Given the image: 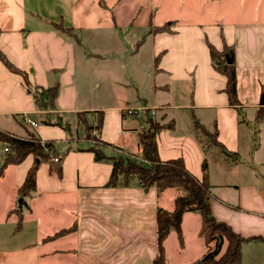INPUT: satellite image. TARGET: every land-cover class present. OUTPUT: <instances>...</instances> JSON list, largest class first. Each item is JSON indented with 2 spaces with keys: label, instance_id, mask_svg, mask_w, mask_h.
<instances>
[{
  "label": "crops",
  "instance_id": "0c3cea01",
  "mask_svg": "<svg viewBox=\"0 0 264 264\" xmlns=\"http://www.w3.org/2000/svg\"><path fill=\"white\" fill-rule=\"evenodd\" d=\"M209 1L215 11L193 19L160 12L158 0H0V52L27 72L32 86L58 87L49 112L70 124L68 131L43 123L46 111L23 76L0 59V118L23 115L37 123L0 120V130L18 137L35 131L68 148L61 172L53 159L39 164L22 220L18 190L34 156L0 175V264H154L157 210H173L177 191H143L137 177L107 187L112 165L96 161L78 117L85 111L93 123L101 118V139L136 153L142 117L126 108L154 109L165 123L157 134L161 159L182 157L199 179L206 165L214 217L245 239L241 264H264V0ZM169 22V31L152 29ZM210 45L234 48L237 104L230 103ZM104 151L115 154L112 147ZM75 222L76 230L53 237ZM201 226L200 214L184 213L183 244L173 230L164 243L166 264H201L215 243L200 236Z\"/></svg>",
  "mask_w": 264,
  "mask_h": 264
},
{
  "label": "trees",
  "instance_id": "16d2710c",
  "mask_svg": "<svg viewBox=\"0 0 264 264\" xmlns=\"http://www.w3.org/2000/svg\"><path fill=\"white\" fill-rule=\"evenodd\" d=\"M174 22H169L152 29L156 32L169 31ZM65 34L74 37L79 43L80 38L75 35L70 28L58 26ZM213 65L227 77L225 91L229 96L231 104L238 103L237 91V71L234 59V48L226 46L223 51H218L210 45ZM228 58L230 61H228ZM0 59L5 66L12 72L23 76L25 85L33 96L37 107L46 111L42 120L45 124L59 125L70 130V124L63 120L60 114L49 112L55 107L59 89L56 86L42 87L32 86L27 72L13 64L2 52ZM222 65V66H221ZM78 117L83 123L85 135L93 140L91 130L93 123L88 117V112H78ZM258 118V116H257ZM143 127L138 133L139 150L132 156L123 154H106L104 149L112 147L115 151L125 153L126 151L109 142L101 139L98 131L101 129V118L96 119L95 128L97 129V140L101 145H93L89 148L94 153L96 161L108 162L112 165V173L107 187L128 186L134 177L139 180L143 191L156 188L158 193H162L168 188L177 191L174 197V209L169 211L164 208L157 210V245L158 256L154 264H166L165 260V240L170 233L176 231L180 243L183 244L184 236L182 230L183 215L186 212H195L202 217L200 236L207 244L215 242L213 248H209L207 253L198 261L201 264H241V245L245 239L236 234L227 224L219 222L214 217L211 210L212 186L209 181L206 165H204V175L202 179L196 177L186 166L182 157L168 160L161 159L158 150L157 134L166 127L160 124L146 110L142 116ZM205 134H209L206 128L196 121ZM213 141L222 146L217 140V133L212 134ZM94 141V140H93ZM0 142L7 145L8 150L4 151L0 164V175L10 164H19L27 156L33 155L34 164L29 168L25 181L18 190L19 201L15 208L20 220L23 217V210L28 208V198L32 197L37 188L36 175L39 164L58 158L56 169L61 172L62 161L66 153H60L57 149L55 140H43L35 131H27L26 137H18L10 132L0 130ZM131 153V152H130ZM77 223L70 228L57 232L53 237L64 235L76 230ZM227 242L223 249L224 242Z\"/></svg>",
  "mask_w": 264,
  "mask_h": 264
},
{
  "label": "rangeland",
  "instance_id": "374dc122",
  "mask_svg": "<svg viewBox=\"0 0 264 264\" xmlns=\"http://www.w3.org/2000/svg\"><path fill=\"white\" fill-rule=\"evenodd\" d=\"M158 2H159V11L160 12L163 11L164 14H166V15L169 14V15H177L178 16V15H183V14H190V15H192V17L194 19V16L198 17L201 13H207L210 11L211 12L215 11V3L210 2V1L207 3V0H158ZM171 4H173V5H171ZM169 5H170V8H169ZM171 6H173V7L171 8ZM60 80H61V83L63 84L64 91H66L65 92V96H66L67 93L69 92L68 90H70L69 75L68 74L61 75ZM70 115H71V117H73V114H70ZM22 117H23V115H21L20 117H18V116L14 117V115L12 114V115H8L5 118H0V120L5 122V123L7 121H12V122L15 121L16 122V120L18 121V120L22 119ZM63 120L65 122H68V120L65 119L64 117H63ZM154 120H156L160 124H165V123L157 120V118H155V117H154ZM95 124H96V121L93 123L91 135H93L94 144L99 146V145H101V142L99 140H97V129L95 128ZM61 127L64 130H66L65 127H63V126H61ZM142 127H143V125H142ZM210 136L212 137V134H210ZM212 140H214V139H212ZM57 145H58V149H60L59 151L61 153L64 154L68 151V148H66L67 146H66V143L64 141H58ZM115 154L116 155L123 154L124 156H132L133 155L130 152L123 153L120 151H115ZM134 154H135V152H134ZM173 190H175V189H173ZM175 192H176V190H175ZM190 238H192V237H189V239ZM226 244H227V242L225 241L224 245H223V249H225ZM214 246H215V243H213V247Z\"/></svg>",
  "mask_w": 264,
  "mask_h": 264
},
{
  "label": "built area",
  "instance_id": "2783aa9c",
  "mask_svg": "<svg viewBox=\"0 0 264 264\" xmlns=\"http://www.w3.org/2000/svg\"><path fill=\"white\" fill-rule=\"evenodd\" d=\"M126 111L128 114H133V115H138L139 117H142L143 114H144V111L141 110V108H126ZM150 115L154 118L155 115H156V111L153 109V110H150ZM23 120L24 122L26 123H29L33 126H36L37 123L35 121H33L32 119H30L28 116H23ZM8 150V147L7 145L4 146V151H7ZM54 162H58V158L57 157H53L52 158Z\"/></svg>",
  "mask_w": 264,
  "mask_h": 264
},
{
  "label": "water",
  "instance_id": "95a60500",
  "mask_svg": "<svg viewBox=\"0 0 264 264\" xmlns=\"http://www.w3.org/2000/svg\"><path fill=\"white\" fill-rule=\"evenodd\" d=\"M228 61H230V59L228 58Z\"/></svg>",
  "mask_w": 264,
  "mask_h": 264
}]
</instances>
